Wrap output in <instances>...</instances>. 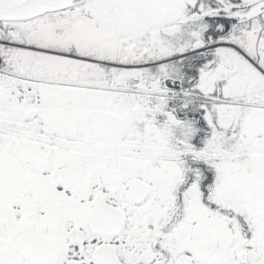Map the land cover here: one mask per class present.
Instances as JSON below:
<instances>
[{
  "label": "flooded vegetation",
  "instance_id": "obj_1",
  "mask_svg": "<svg viewBox=\"0 0 264 264\" xmlns=\"http://www.w3.org/2000/svg\"><path fill=\"white\" fill-rule=\"evenodd\" d=\"M183 2V9L178 10L173 0H80L77 7L53 14L57 25L71 16L68 38L60 43L56 39L53 51L61 54L54 47L67 46V57L88 65L91 24L104 31L113 27L124 44H136L135 31L154 28L162 23L156 22L160 17L169 20L182 14L174 22L182 29L194 15L202 22L196 0ZM80 28L88 37L84 49L75 52L74 42L79 38L73 36ZM233 33L234 29L230 36ZM115 42L101 41L97 50L111 53ZM224 43L214 48L215 59L226 47ZM249 46L246 42L245 49L253 53ZM263 51L261 43V55ZM89 68L84 65L83 72ZM216 73L214 68V77ZM60 81L57 85L38 80L0 87V264H97L96 253L100 264H114L108 258L111 253L117 264H196L193 251L173 257L155 245L151 248L155 260L126 263L120 242L124 237L125 243L134 239L147 216L195 223L202 218L214 222V213L232 220L246 242L256 241L255 247L246 245L235 252L236 257L231 255L232 264H264V239L261 243L254 237L264 235V185L249 181L239 186L236 192H245L236 201L234 195L228 198L232 210L214 206L222 205L214 182L216 164H222L214 162L218 121L224 116L233 121L217 145L228 157L243 158L249 152L264 159V148L256 153L254 143L264 141V95L254 96L257 110H250L248 100L233 103L235 109L230 104V111L218 117L214 112L217 98L230 106L227 96L215 87L211 92L199 89V93L181 91L177 95L163 86L167 100L161 115L151 117L156 104L151 101L138 106L145 119L140 123L128 121L124 100H107L108 85L102 81L91 84L85 77L66 80L68 85L63 78ZM202 91L211 96H198ZM241 104L248 105V110L241 109ZM246 111L259 115L254 126L261 134L231 133L235 129L231 114L243 120L245 130L251 124L250 113L241 118ZM197 227L202 231L214 225L200 223ZM129 246L140 248L133 243Z\"/></svg>",
  "mask_w": 264,
  "mask_h": 264
},
{
  "label": "rangeland",
  "instance_id": "obj_2",
  "mask_svg": "<svg viewBox=\"0 0 264 264\" xmlns=\"http://www.w3.org/2000/svg\"><path fill=\"white\" fill-rule=\"evenodd\" d=\"M173 1L178 3V10L183 9V0ZM184 1L187 2V0ZM190 1L194 2L195 0H188V2ZM248 2L254 3L255 0H249ZM251 9V13L249 14L251 19L249 31L260 28L264 30V24L260 25L256 20V17L258 18L260 16L264 21V0H259ZM180 15L182 14L178 13L169 20L165 17H160L156 19V22L162 20V23L154 28L148 30H136L134 34V38L138 39L136 44L130 41L124 44L125 42L123 41H125V39L116 37V30L113 27H107L106 31H104L100 28L95 29V25L91 24L89 27L90 41L88 48L93 46V49L89 52L90 59L96 57L103 59L105 65H107L105 66L103 63L101 65L108 68L109 71V78L103 77L102 75H104V73H93V75H97L98 78H96L95 81L91 80V73H89L91 70L90 68L89 71L83 72L84 65L88 66L89 64L86 65L87 63L78 61L74 62V60L67 57L70 53L67 46H60L61 49L59 46L54 47L57 51H60L61 54L56 53L52 55L49 52L52 45L56 42V39H58L60 43L61 39L68 38L66 34L67 27L69 23H71V16L68 17V20L66 18L65 20L67 21L63 22L62 25H57L59 21L56 20L57 18L53 15L39 19L34 18L30 22H26L30 31L29 45L34 52L21 54L26 58V66L19 68L17 73H21L23 76L35 77L37 80L41 81L42 84L50 85L61 84L60 80L62 78L67 85L68 83L66 80H79L80 77H85L91 84H98L102 81L108 85L107 100L113 101L114 103H121L122 100H124L128 106L124 112L126 114L131 112L135 113L136 107L144 106L145 104L147 105L154 100L156 104L159 105L157 107L163 111L161 104L166 102L167 97H165V100L162 103L159 102V99H164L165 95L161 87L162 78L169 77L172 74L173 68L171 65L175 60L181 58L180 53L182 51L192 48L196 49L193 50L192 53H194L197 52L202 45L201 34L205 27L202 22H199V16L194 15L190 17L186 28L182 29L180 26L174 24L175 20L180 18ZM193 20L196 22L192 23ZM57 26H60L61 29L57 30ZM87 34L88 32H85L84 29L80 28L73 36L74 38H79L76 43L74 42V47L76 49L75 52L84 49L83 45L86 40H84V38L88 37ZM112 40H116V42L115 48L111 53L97 50V45L101 41L111 43ZM228 40L231 41V43H234V47L228 46L225 47L223 51H218L216 53L217 64L225 65L226 62H228L227 58L232 56L234 59L238 58V64H233L235 66L237 65L236 67L239 71L238 74L222 79L220 76L219 78L218 76L214 77L213 72V74L207 78V83H209V85L204 87V85L201 84L202 86L198 88L202 90L204 88V90H210L215 87L216 91L227 96L225 99H228L226 102L229 106L233 103L243 104L244 101L248 100L252 101L254 104V96L264 95V51L260 57L256 58V64L260 69L259 71L258 68L254 67L247 60L239 56L241 54L244 57H250L255 54V50H252L253 53H251L247 52V49H245V43L250 42L248 36L242 35V32L236 34L233 33ZM46 41H49L48 43L53 42V44L45 47L44 43ZM93 41H96L94 45H92ZM130 45H135L139 50L136 56L137 58H133L130 55L128 50ZM225 45L226 44L223 46ZM249 48L251 49V46H249ZM114 52L119 54V64L122 70L120 67H115L112 63ZM77 64H81V68H79ZM230 64L232 63L230 62ZM134 67H138V70L135 71V76H138L140 73L143 77L138 81L131 77V75L134 74L131 70H129L130 72H128V70L127 72H124L125 69H132ZM56 79L58 81H56ZM132 80L133 83L131 82ZM140 85H144L141 86L143 90L140 88ZM149 93H153L156 96L154 97L155 99H148L146 95ZM206 94V91H202V94L198 96L207 97ZM199 99L202 101H209L207 98ZM224 102L225 101L220 97L214 102L216 103L214 106L215 116L219 117L230 111L232 106L228 107ZM252 102L250 110H257L258 108L253 106ZM242 104L239 105L241 109L244 108V110H248V105L242 106ZM234 107L236 108L233 104L232 109H235ZM247 113L249 114L250 112H244L241 114V118H246L245 116ZM232 114L231 116L234 117L235 129L231 133L244 132L251 137L261 134L260 128L255 129L256 126H254L256 122H259L257 121L259 119L258 114L250 113L249 120L251 124H247L248 128H246V130L242 128V125H244L243 120L241 121L237 114ZM128 121L133 122L131 120ZM261 124H264V122ZM224 139L225 137L223 133H217L216 140H214L216 142L214 144V155H219L222 160L221 162H225V164H216L214 182L215 187H217L216 192L222 205L216 203L214 206L220 210H232L231 204L227 203L229 202L228 198L231 195H234V200L236 201V198L238 197L243 198L242 194L245 192L244 189H240V193H237L236 190L239 186L245 185L249 181H251L253 185H264V159L249 152H244L243 158L236 155L233 157H227L228 153L226 150L222 146H217L218 143L222 144ZM222 155L226 156L225 160ZM241 159L243 160L241 161ZM229 183L232 185V188L228 186ZM225 192H227L228 195H225ZM214 202L216 201L214 200ZM147 219L148 220L144 223L145 225L139 228V232L134 239L130 238L128 243H125L127 237H124V241L120 242V246H122L121 249L126 255V263H134L135 261L137 263H145L148 260H155V256L157 255L151 253V248L155 245L156 248L158 247V249H162L166 254L170 256L173 255V257H178L185 252L193 251V256L196 258V264H232L229 257L231 255L236 257L235 252L238 253L241 247L246 245H252L255 247L256 245L254 238L251 242H246L248 240H245L244 237H240V232L237 230L234 222L217 213H214V222L206 221L203 218L195 223L190 221L176 222L174 219L164 221L158 217L151 218L149 216H147ZM200 223L206 225L212 224L214 225V228H207L202 231L198 227L196 229V225ZM190 228L194 231H189ZM254 237L255 239L257 238L259 242L263 243L262 240L264 239V235L262 232L260 234H254ZM132 243L139 245L140 248L132 249V247L129 246Z\"/></svg>",
  "mask_w": 264,
  "mask_h": 264
},
{
  "label": "trees",
  "instance_id": "obj_3",
  "mask_svg": "<svg viewBox=\"0 0 264 264\" xmlns=\"http://www.w3.org/2000/svg\"><path fill=\"white\" fill-rule=\"evenodd\" d=\"M258 1L255 0L254 3H249L244 2V0H196L195 3L200 8L199 14L203 15L202 23L205 27L201 34L202 45L197 50L199 53H192L193 50H196L192 48L183 51L182 54L180 53L181 58L175 60L171 65L173 68L172 74L169 77L162 78L161 87L164 86L168 91L175 92L178 95L181 91L199 93L200 88L198 87L202 86L201 84L204 87L209 85L207 78L213 74L216 64L214 48L224 43V40L230 36L232 29L235 33H238L240 29L249 30L250 9ZM244 5L249 8L242 7ZM256 20L260 25L264 24L260 16L256 17ZM52 47L50 50H53ZM25 60L24 56L14 51L0 50V66L4 74L17 73L19 68L26 66ZM94 60L97 63L105 64L101 58L96 57ZM89 73H91V80L94 81L97 75H93V73H104L103 77L109 78L108 68L99 64H92ZM8 79H0V87L13 85V82ZM211 90L209 91L211 92Z\"/></svg>",
  "mask_w": 264,
  "mask_h": 264
},
{
  "label": "water",
  "instance_id": "obj_4",
  "mask_svg": "<svg viewBox=\"0 0 264 264\" xmlns=\"http://www.w3.org/2000/svg\"><path fill=\"white\" fill-rule=\"evenodd\" d=\"M80 0H68L65 1L59 5H53L50 3H47L46 0H22L19 5L16 7L9 9L7 11H4L0 13V23L1 22H14L17 20H20L24 18L25 16L35 14L33 18L42 17L45 15H52L57 14L69 9H72L74 7H77ZM257 55H261V42L257 43ZM233 121L232 118L224 116L221 117L218 121L217 128L218 130L224 132L229 130L232 127ZM254 143L258 146L255 150L256 153L260 152L264 147L263 143L264 141L261 139H256ZM98 253H96V258L94 261L97 264L101 263V258L97 256ZM111 258L110 261H113L114 264H117L115 262L114 254L111 253L108 255V258Z\"/></svg>",
  "mask_w": 264,
  "mask_h": 264
},
{
  "label": "built area",
  "instance_id": "obj_5",
  "mask_svg": "<svg viewBox=\"0 0 264 264\" xmlns=\"http://www.w3.org/2000/svg\"><path fill=\"white\" fill-rule=\"evenodd\" d=\"M1 31L4 33V40H0V50H13L20 52H34L30 48V33L29 27L24 21L14 22V23H2ZM49 41H46L44 45L47 47ZM216 71H222V69H216ZM224 78L223 73H219ZM10 77L14 79L17 85L27 84V83H36L37 79L31 76H23L22 74H16L14 76H7L1 71L0 66V78ZM252 102V101H250ZM253 104V102H252ZM255 104V102H254ZM253 104V105H254Z\"/></svg>",
  "mask_w": 264,
  "mask_h": 264
},
{
  "label": "bare ground",
  "instance_id": "obj_6",
  "mask_svg": "<svg viewBox=\"0 0 264 264\" xmlns=\"http://www.w3.org/2000/svg\"><path fill=\"white\" fill-rule=\"evenodd\" d=\"M21 0H0V13L4 12V11H7L9 9H12L14 7H16L17 5H19ZM47 3H50V4H53V5H59L65 1H68V0H46ZM35 16V14H32V15H28V16H25L23 19L24 20H28V19H32L33 17ZM247 36L249 38V41H250V46L252 48H256L257 46V43L258 42H261V43H264V30L263 29H254V30H251L249 31V33H247ZM230 47H234V43H230L229 44ZM129 51L130 52V55L134 58H136V55L134 54V50H133V47L129 48ZM245 58L247 59V61L253 65L254 67H258L257 64H256V58L254 55L252 56H245ZM119 54L117 52H114L113 54V57H112V63L115 67H118L120 66L119 64ZM139 107L135 108V113H129V115L127 116L128 119L132 120V121H135V122H143L145 121L144 117L138 113V110Z\"/></svg>",
  "mask_w": 264,
  "mask_h": 264
}]
</instances>
